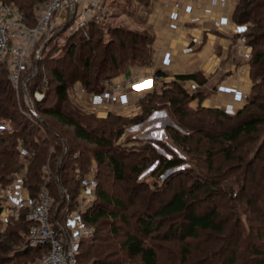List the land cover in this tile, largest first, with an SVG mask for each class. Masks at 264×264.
Wrapping results in <instances>:
<instances>
[{
  "label": "trees",
  "instance_id": "16d2710c",
  "mask_svg": "<svg viewBox=\"0 0 264 264\" xmlns=\"http://www.w3.org/2000/svg\"><path fill=\"white\" fill-rule=\"evenodd\" d=\"M44 1L0 0V5L13 7L25 24L33 27L38 20L35 11ZM132 1L148 5L156 0ZM263 9L264 0H239L233 14L237 25L247 27L243 36L246 47L251 50L250 59L245 63L251 93L234 114L203 105L210 92L201 90L208 79L198 72L168 80L158 72L156 77L160 82L137 101V109L131 116L109 112L101 117L75 103L74 84L81 86L86 94L96 95L104 90L107 81L130 66H147L152 62L154 34L136 35L111 28L106 21L91 22L84 30L71 34H66L67 30L59 32L47 42L37 61L39 39L29 64L19 76L17 90L10 79L9 59L5 60L0 66V192L7 188L12 177L26 172L24 188L32 200H37L49 177L45 188L51 200L50 223L53 228L59 225L67 230L68 216L75 210L72 207L77 206L80 181L95 162L96 200L82 219L96 229L93 236L81 241L78 260L89 259L92 254L91 262L85 260L87 264H122L124 259L129 264H158L156 244L163 242L181 244L184 248L180 263L190 264L192 256L187 248L191 241L198 244L196 240L201 236L212 235L218 238L221 250L215 256L205 251L206 258L197 264H237L241 244L245 245L247 264H264V196L262 200H247L254 207L249 223H255L247 231L231 209L221 212L215 202L216 198L225 196L234 205L240 206L244 201L245 189L238 185L235 188L228 181L235 172H240L235 180L243 182L246 168L257 163L264 179V48H257L264 41V12H259ZM107 33L118 39L117 47L111 40H105ZM60 36L65 38L62 45L57 42ZM96 46L104 51L98 63L93 55ZM76 51L78 64L75 61L71 65ZM33 65L46 69L48 77L41 71L30 78ZM186 83H196L199 88L189 92ZM23 87L31 97L36 92L43 96L42 101H34L33 109L38 118L47 119L44 120L47 125L32 117L24 101L18 106L15 93L23 92ZM44 103L47 106H42ZM160 109L166 111L175 125V128L166 127L173 142L195 158L191 170L177 171L163 182L160 176L181 167L183 159L176 155L167 159L157 154L147 141L135 144L129 134L126 136L130 126L143 123L153 111ZM207 129L218 130L215 134ZM179 130L188 135H182ZM195 133L206 140L204 147L209 146L203 150L205 169L198 167L203 161L198 160L199 147H194L191 135ZM18 146L27 152L26 156H20ZM215 146L216 150L210 149ZM216 161H220V167L215 169ZM154 162L157 165L148 176L155 179L152 188L141 186L138 177ZM102 168H106L107 175ZM102 173L106 175L105 181L111 176L114 183L126 182L135 188L129 195L116 198L108 184L102 186ZM175 180H179L178 189L171 184ZM139 187L154 201L153 207L148 201H141L138 194L141 191L136 192ZM60 190L65 194L55 221L54 212L62 200ZM201 199L208 200L209 205L199 211ZM134 206L137 209L129 213ZM27 211L24 209L18 217H11L6 232L0 234V264H32L46 253V247L26 245L31 225L26 220ZM222 215L225 220L220 219ZM104 223L108 225L104 227ZM251 235L255 237L252 244L249 243Z\"/></svg>",
  "mask_w": 264,
  "mask_h": 264
},
{
  "label": "built area",
  "instance_id": "2783aa9c",
  "mask_svg": "<svg viewBox=\"0 0 264 264\" xmlns=\"http://www.w3.org/2000/svg\"><path fill=\"white\" fill-rule=\"evenodd\" d=\"M124 0H52L41 4L37 10L38 20L35 26L28 27L20 14L11 6L0 5V66L9 59L11 69L10 79L14 85L17 84L21 72L25 66L29 64L33 47L43 34L53 31L56 27L55 21L62 19L64 16L71 17L73 22L70 24L68 32L74 33L94 22H101L107 17V8L111 4L120 3ZM184 0V3H188ZM234 0H219L218 7L221 11L228 13L230 4ZM167 5L163 4L162 8ZM175 11L181 10L180 1H175L171 6ZM162 10V9H161ZM209 11V10H208ZM204 10L202 14H204ZM210 12V11H209ZM207 12V16H209ZM225 13V15H227ZM63 16V18H64ZM215 21V23H214ZM213 21L214 27L218 28L221 24L227 25V22H221L218 25L216 20ZM231 26V25H230ZM229 27V26H228ZM49 30V31H48ZM231 62L240 59L242 63H246L250 59V48L246 47L243 32L241 30L231 28ZM233 38V39H232ZM193 44L200 48L204 45L203 39L193 40ZM40 58V52H36V59ZM151 84H158L160 79L156 77L158 72L156 68L152 69ZM163 73V72H162ZM221 70L219 77L224 76ZM227 78L225 77L219 84V87L225 94L223 105L226 112L227 109L234 112L233 108L237 101L246 100V96L240 92L239 87L227 86ZM139 79L135 78L136 82ZM134 86V87H135ZM151 86V88H152ZM132 88V81L123 80L118 83L108 84L104 90L96 95H89L88 103L98 112L107 113L108 111H119L126 107L130 100L125 90ZM150 88V90H151ZM189 92H195L199 86L196 83H186ZM74 90L81 102L84 95V89L80 86L74 87ZM216 104H214L215 106ZM212 106V105H211ZM228 108H227V107ZM29 112L33 115L34 110L29 108ZM229 113V112H228ZM135 126H130L128 131H135ZM20 156H26L27 152L20 146L17 148ZM44 171L48 173L47 167ZM12 177L11 184L0 194V225L5 228L8 226L11 217H18L20 212L27 209L26 220L29 222L30 228L27 235V246L37 247L43 246L47 248L46 253L34 264H77L79 248L81 241L95 234L93 226L84 223L82 216L96 200L94 196L97 187L96 180L89 172L80 181V192L77 196V204L80 209L78 212L71 213L67 220V230L57 225V229L53 228L50 223L49 209L51 200L45 186L42 188L37 200H32L28 192L24 188L23 178ZM55 220V219H54ZM56 221V220H55Z\"/></svg>",
  "mask_w": 264,
  "mask_h": 264
},
{
  "label": "rangeland",
  "instance_id": "374dc122",
  "mask_svg": "<svg viewBox=\"0 0 264 264\" xmlns=\"http://www.w3.org/2000/svg\"><path fill=\"white\" fill-rule=\"evenodd\" d=\"M51 1L52 0H46L42 4L47 3V2H51ZM158 2L159 1H157V0L153 1V2L150 1L148 3V5H143V4H141V3L137 2V1L124 0L123 2H120V3L111 4L107 8V17H105V19L103 21H106V24H108L111 28H119V29H122V30H124L126 32H130V33H133V34H136V35H142V36H144V35H152L153 34L154 21L158 20V14H157ZM238 2H239V0H234V2L232 4H230L228 13L225 12L227 14L224 17L225 19L218 20L216 22V24L218 25L221 22H227L228 23L227 25H222V26L223 27H228V26L231 27L232 26L235 29L241 30V32H243V34H244V33L247 32V27L245 25H243V26L237 25L236 22L233 19V14L235 13V10L237 8ZM7 6H9V5H7ZM38 8L36 9L35 13H37ZM155 10H157V11L155 12ZM259 12H264V9L260 10ZM63 16H64V14H62V19L59 20L58 22L55 21L56 27H55V29L52 32L48 30L49 32L47 34H43L40 37L41 41L37 45V48L40 49L39 50L40 53L45 48V45L47 44V42L49 40L55 38L59 32L67 30L66 34H71L68 31L70 30V24H71V22H73V20H72L71 17L64 16V18H63ZM162 16L163 15L161 13L159 17H162ZM214 23H215V21H214ZM85 28L86 27H84L81 30H84ZM59 38L60 39H57V42H58L59 45H62L63 43H65V40H64L65 38L63 36H60ZM115 38H116L115 36L113 37V36H111L108 33L105 35V40L106 41L111 40L113 42V46L117 47L118 39H115ZM94 43H95V41H94ZM257 48H264V41L259 43V47H257ZM95 49L96 50L93 51V55L95 57L94 58L95 61L98 63L101 60V57L104 54V51H103V49L101 47H98V46H96ZM75 54L76 55H74L73 60H71V65H73V63L75 61L77 62V60H78V57H79L78 51H76ZM39 60L40 59H37V61H39ZM77 64H78V62H77ZM243 64L245 65V63H243ZM33 66H34V69H32V71L29 74L30 78L35 77L39 72L41 73V71L46 74V77H48V74L46 73V69H42L41 70L39 65H33ZM134 66H136V67H146V66H138V65L130 66L124 73L119 74V75L117 74L115 78H112V79H110V81L106 82L105 87L108 84H110V83H118V82L123 81V80H130V81H132V86H133L132 88L130 87V88L126 89L125 92H124V94H126L127 97H129V100H130L129 104L126 107L120 109L119 111H116V110L112 111L111 110V111H108L107 113L112 112V113L120 114V115H124V116H131V115L134 114L135 110L137 109V106H136L137 101L142 96L146 95L147 92H145V91H139V90L135 91V87H134L135 86L134 85L135 84V78H131L127 74V73H129L128 71H130V69L132 67H134ZM73 68L74 67H72V69ZM238 72L243 74V72L240 69L238 70ZM212 79H214V75L211 76V80ZM246 85L248 86V90H247L248 96H246V100L241 101V102H243V105L247 102V98L250 96V93H251V87H250L251 86V80H250L249 77H248V79L246 81ZM13 86L17 90V84L16 85L13 84ZM74 87H76L75 84H74V86L72 88L73 101L75 103H77L78 105H80V106H84L89 112H95L98 116H101V114H99L100 112H98L97 109L92 108L89 105V103H88V98L89 97H87L88 94L85 93L86 95H84V97L82 98L81 102L79 101V97L77 96V93L74 90ZM20 93H23V94L20 95ZM20 93H19V91H16V93H15V98L17 100L18 106H20V103L22 101H24V104H25V106H27L28 109L29 108L33 109L34 101H42V99H43V96L41 94L37 93V92L32 97H31L30 94H29L30 95L29 96L25 87H23V92H20ZM51 103H52V101H51ZM42 106H47V104L44 103ZM242 106H240L238 109H233L234 112H232V111L230 112L228 109H227V111L229 113H231V114H234ZM210 107H219V108L222 109L224 106H214V105H212ZM101 112H102V117L107 114V113L103 112V110ZM22 113L24 114V111H22ZM32 117H35V119H36L39 116L34 111V114L32 115ZM38 119L41 122H45L47 120V119L46 120L44 119L45 120L44 121L41 117L38 118ZM45 124L47 125L46 122H45ZM134 126H135L136 130L133 131V132H129L127 130L126 131V136H127V134H129L130 138L135 142V144H137V142L140 141V140H145L152 146V148L157 152V154H159L161 156H164L167 159H170L172 156H175V155L178 156L179 158L183 159V164L181 165V167L173 169V170H169L165 174L160 176V181L161 182H163L167 178H170L177 171H182L185 168L188 169V170H191L192 166L194 165V162H193L194 161L193 160L194 157L191 156V154H188L187 151L185 152L184 150H182L178 145H176L173 142L172 137H171V135L168 132L166 127L167 126H173L175 128V125L170 121V119L168 118L167 113H166L165 110H161L160 109V110L153 111L151 113V115L148 116L143 123L137 124V125H134ZM217 130L216 129H214V130L213 129H207L206 131H209V132L212 131L213 133L216 134ZM180 132H181L182 135H188V134H185L183 131H180ZM191 136L193 137V140H194V147H195V145L199 147L198 151L200 152V155H199L200 158L198 160L199 161H203V162H200V165L198 164V167H200L202 169L203 168L205 169L206 166H207V162L204 161L206 154L203 152V150H204L205 147H209V146L205 145V147H204V143L206 144V140L203 139L202 135H199V134L195 133V134H193ZM245 144H244V146H245ZM242 147H241V149H242ZM214 148L216 150L217 146L212 147L210 149H214ZM247 158L245 157V159H247ZM256 164L257 163H255L253 167H247L246 168L243 182H241V180H237V179L235 180V177L237 176V174L240 173L239 171L237 173L235 172L233 175H230L229 178H228V181L232 182V184H234L235 188H237V185H238L240 189H242V188L245 189V193L244 194H245L246 197H245L244 201L241 202L240 206L238 204L234 205V203H229L227 201L228 197H226V196L223 197V198H221V197L219 198L218 197V198L215 199V202L217 204H219V206L221 208L220 211L221 212H226L228 209H231V211L235 213L234 217H237V219L238 218L240 219V222L246 228V231H247L248 228H250V226H252L254 228V224H255V223L254 224L249 223V217H250V215L251 216L253 215L252 211H253L254 207L250 206V204H247V200H250V199L256 200L257 198H260L262 200V196H264V184L262 183V182H264V179H262L263 174L261 172H259L260 168ZM156 165H157V162L152 163L150 168L147 169L146 171H144L138 177V181L137 182H140L141 186L145 185V186H147L149 188H152V186H153V184L155 182L154 181L155 179L148 178V176H149L150 172L155 169ZM218 167H220V161H218V162L216 161L215 162V169L218 168ZM96 168L97 167H96L95 162H92V166H91L89 172H92L94 178L96 177V175H95ZM102 171H103V173L105 172L106 175L108 174L107 171H106V168H102ZM253 173L255 174V177L252 178L251 175ZM25 174H26V172H23L21 175H18V177H21V176H23ZM105 176L103 174L102 181H101L102 182V186H106V184H108V189L110 190V192L116 198H119L120 196L123 197V195H129L131 190H133V188H135L134 186H131V184L126 183V182L125 183L124 182H122V183H114L111 176H108L107 177L108 181H105V179H104ZM48 180H49V177L46 178V180H45V182L43 184V187L48 182ZM10 184H8V186ZM171 184H172V186L175 189H178V186H179L180 183H179V180H175V181H172ZM140 188L141 187H139L138 189L136 188V192L138 190H140ZM96 189H95V193H94L95 197H96ZM234 191H235V189H234ZM60 192H61L62 200L60 202V205L57 206V208H60L61 205L63 204V197H64V194H65L62 190H60ZM0 194H1V192H0ZM138 194L141 197V201H145V200H146V202L148 201V204L150 203V206L152 205V207L155 205L154 201L152 199L149 200V198H147L148 196H147V194L145 192L141 191V192H138ZM165 195H166V193H165ZM94 204H95V201H93L91 203V206L89 208L93 207ZM208 205H209V201L208 200L201 199L200 203L198 204L199 211H202L204 209V207H206ZM136 206L131 207L130 210H129V213H131L134 210H136L137 209ZM72 208L75 209L72 213L78 212L79 209H80L78 204H77V206H73ZM220 219L221 220H223V219L225 220V216L224 215L220 216ZM107 225H108V223H104L103 226L106 227ZM7 227L3 228L0 225V234L5 233L6 230H7ZM130 231H133V230L131 229ZM214 237L215 236H212V235H208L207 238H206V236H201L198 240H196V242L198 244H195V242L191 241V243H190L191 246H189L187 248V249H189V252L191 253V256H192L191 257L192 260H191L190 264H197L203 258H206V254H204L205 251H208L209 253H213V255L215 256L216 255L215 252H219L221 250L218 238H216V237L214 238ZM250 239H251V241H249V240L248 241H249L250 244H252V241L255 240L254 235H251ZM118 241L119 240L117 239L116 242H118ZM248 241H247V243H248ZM244 243H246V241H244ZM156 246H159V249H157L158 250V252H157L158 253L157 254L158 255V264H181L182 263L180 260H181V256L183 255L182 249L184 247H182L181 244H179V243L168 244V243L158 242L156 244ZM244 246H243V244H241L240 248L238 249L240 251V255H238L237 264H247V262H248L247 257H246L247 255L244 252ZM89 255H90L89 256L90 258L89 259L85 258L84 261H82L80 259L78 260V258H77V264H87L88 262H86L85 260L91 262L92 261L91 260L92 254H89ZM37 256L38 255H36V257ZM28 259H30V257ZM81 259H83V258H81ZM122 259H123V257H122ZM37 261L33 262L32 264L36 263ZM122 264H129V261L127 262V260L124 259ZM131 264H136V263L135 262H131Z\"/></svg>",
  "mask_w": 264,
  "mask_h": 264
},
{
  "label": "crops",
  "instance_id": "0c3cea01",
  "mask_svg": "<svg viewBox=\"0 0 264 264\" xmlns=\"http://www.w3.org/2000/svg\"><path fill=\"white\" fill-rule=\"evenodd\" d=\"M158 1L157 10L159 12L155 10L158 20L154 21L153 25L155 41L152 62L146 67L134 66L127 73L131 78L139 79L136 82L135 91H150L152 69L156 68L165 74L167 80L176 75L201 73L208 79V83L201 90L210 92V96L203 102L204 106L223 105L226 99L225 94L218 87L225 77L227 86L237 85L240 92L244 96H248L246 81L249 75L247 68L240 59L234 62L230 60V29L233 27H223V23L220 27L215 28L213 24L214 20L225 19V12H222L218 7L219 0H188V3L179 0L180 11H175L171 7L178 0ZM163 4H166L167 7L162 8ZM203 10L204 14H202ZM207 12H209V16L206 15ZM161 13L163 16L159 17ZM198 38L203 39L204 42L200 48L193 44V40ZM217 52H220L221 55L218 56ZM239 69L243 74L238 72ZM221 70L225 74L220 78ZM212 75H214V79L211 80ZM242 105L243 102L239 100L233 109H238ZM99 114L102 117V112Z\"/></svg>",
  "mask_w": 264,
  "mask_h": 264
},
{
  "label": "water",
  "instance_id": "95a60500",
  "mask_svg": "<svg viewBox=\"0 0 264 264\" xmlns=\"http://www.w3.org/2000/svg\"><path fill=\"white\" fill-rule=\"evenodd\" d=\"M58 209H59V208H57L56 211H55V213H54V216H53L54 219H56V215H57V211H58ZM0 212H1V210H0Z\"/></svg>",
  "mask_w": 264,
  "mask_h": 264
}]
</instances>
